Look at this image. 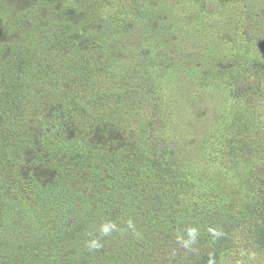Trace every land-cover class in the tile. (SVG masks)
Here are the masks:
<instances>
[{
    "label": "rangeland",
    "instance_id": "rangeland-1",
    "mask_svg": "<svg viewBox=\"0 0 264 264\" xmlns=\"http://www.w3.org/2000/svg\"><path fill=\"white\" fill-rule=\"evenodd\" d=\"M0 264H264V0H0Z\"/></svg>",
    "mask_w": 264,
    "mask_h": 264
},
{
    "label": "trees",
    "instance_id": "trees-1",
    "mask_svg": "<svg viewBox=\"0 0 264 264\" xmlns=\"http://www.w3.org/2000/svg\"><path fill=\"white\" fill-rule=\"evenodd\" d=\"M19 79H16V80H14V81H12L10 84H9V86L11 85V84H13V83H16L17 81H18ZM12 87H13V85H11ZM14 87L16 88V89H19L18 91L19 92H21V93H23V94H25V93H27V89H25V88H23V85H15L14 84ZM7 93H8V90H7ZM82 159H84V160H88L87 158H85L84 156H83V158ZM80 162H83L82 160H80ZM35 246V245H34Z\"/></svg>",
    "mask_w": 264,
    "mask_h": 264
},
{
    "label": "clouds",
    "instance_id": "clouds-1",
    "mask_svg": "<svg viewBox=\"0 0 264 264\" xmlns=\"http://www.w3.org/2000/svg\"><path fill=\"white\" fill-rule=\"evenodd\" d=\"M105 231H107V228H105ZM93 246H95V244H93Z\"/></svg>",
    "mask_w": 264,
    "mask_h": 264
}]
</instances>
